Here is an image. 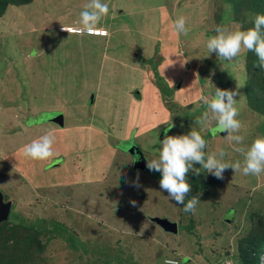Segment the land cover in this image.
I'll return each instance as SVG.
<instances>
[{
  "label": "rangeland",
  "instance_id": "obj_1",
  "mask_svg": "<svg viewBox=\"0 0 264 264\" xmlns=\"http://www.w3.org/2000/svg\"><path fill=\"white\" fill-rule=\"evenodd\" d=\"M115 1L102 0L109 13L98 28L107 35L63 29L76 26L88 0L10 4L0 18V225L42 231L40 264H241L240 247L263 231L264 173L227 169L210 187L214 176L194 163L201 185L189 199L200 203L191 213L160 189L159 172L134 163L159 157L170 124L167 135L195 129L206 153L224 148L226 160L243 161L226 132L197 121L214 85L243 95L235 99L244 146L264 135V117L237 89L256 54L221 60L208 55L205 40L217 25L253 27L260 12L246 0H121L132 10L119 14ZM180 15L187 35L171 29ZM85 123L91 130L78 132ZM47 131L54 155L25 158L23 146ZM158 219L176 224L177 233Z\"/></svg>",
  "mask_w": 264,
  "mask_h": 264
},
{
  "label": "clouds",
  "instance_id": "obj_2",
  "mask_svg": "<svg viewBox=\"0 0 264 264\" xmlns=\"http://www.w3.org/2000/svg\"><path fill=\"white\" fill-rule=\"evenodd\" d=\"M108 13L109 5L107 3L102 0H88L79 14L76 26L70 29L63 27V29L77 35H107L106 30L102 31L98 25ZM253 25L247 29H244L243 25L239 23L217 25L214 28L215 34L205 40L208 55L215 53L221 60L232 61L242 51H250L256 54L259 60L258 67L264 69V14H256ZM171 29L176 35H187L189 28L186 18L182 15L177 16L171 23ZM222 70L224 69L222 68ZM243 86V84H237V89ZM212 87L214 92L210 93V98L201 97L207 110L197 123L202 127L214 124L219 133L226 132L227 135L223 138L235 152L243 155V161L230 162L226 160L225 157L228 153L224 148L206 153L204 151L206 141L195 129H191L187 134L167 135V132L174 126L170 124L165 129L163 140L160 141L159 157L148 160L146 165L149 171H157L161 174L160 189L168 193L169 199L183 205L185 212L195 213L197 205L200 203L198 196L191 197L185 203V198L191 191L187 174L190 170L197 175L200 173V169L193 167L194 163L200 164L206 172L217 179H223V173L227 169H232L234 173L241 172L245 176H259L264 173V135L258 134L249 145L244 146L245 138L239 134L243 125L237 119L239 108L238 100L235 97L239 95L242 98L243 95L237 90L220 89L214 85ZM54 143V133L47 131L38 139L24 145L22 154L31 160L46 161L54 155ZM164 264H177V261L165 259Z\"/></svg>",
  "mask_w": 264,
  "mask_h": 264
},
{
  "label": "trees",
  "instance_id": "obj_3",
  "mask_svg": "<svg viewBox=\"0 0 264 264\" xmlns=\"http://www.w3.org/2000/svg\"><path fill=\"white\" fill-rule=\"evenodd\" d=\"M31 0H0V18L10 4H23ZM252 1L256 5L259 14H264V0H246ZM259 60L257 56L249 60L246 64V78L243 83V91H245L247 104L254 111V113L264 117V69L258 67ZM147 168V167H146ZM145 168V169H146ZM194 175L198 181L192 182L188 177L187 181L193 185L190 193L185 198L187 203L189 196L199 190L200 178L191 170L187 176ZM204 178V177H203ZM205 179V178H204ZM208 186L213 187L220 183L221 179L208 176ZM193 180V179H192ZM204 181V180H203ZM203 189L204 186H201ZM194 192V193H192ZM2 228L0 238V264H40V254H42V247L39 241V235L42 231H35L34 229L11 226L6 228L1 224ZM17 233L20 237H16ZM8 237V238H7ZM5 238V239H4ZM264 246V226L262 233L253 235L245 245L241 246V264H260L259 260Z\"/></svg>",
  "mask_w": 264,
  "mask_h": 264
},
{
  "label": "crops",
  "instance_id": "obj_4",
  "mask_svg": "<svg viewBox=\"0 0 264 264\" xmlns=\"http://www.w3.org/2000/svg\"><path fill=\"white\" fill-rule=\"evenodd\" d=\"M131 4H133L132 2V0L131 1H129ZM115 3H116V9H118V13L119 14H123V9H126V7H123L122 8V6H121V0H116L115 1ZM127 10V13L129 12V11H131L132 9H131V7L130 8H128V9H126ZM70 33H72V32H70ZM76 35V34H75ZM87 37H89V36H87ZM96 37V36H95ZM94 39H96V38H94ZM158 56V58H157V61H159V63H161L162 62V59H163V57L162 56H160V55H157ZM156 63V60H152V62L151 63ZM93 126H92V124L91 123H85L84 124V126H77V128H78V132H89L90 130H91V128H92ZM69 130V129H68ZM114 140H118L117 138H115L114 137ZM78 145H79V143H78ZM77 145V146H78ZM132 148H133V151L134 150H136V148H137V146L136 147H133L132 146ZM138 149V148H137ZM139 150V149H138ZM80 151H83V153H84V155L86 154L85 153V149H80ZM74 153V155H75V152H74V150H73V152H72V154ZM130 155V154H129ZM132 158H133V156H135V153L134 154H132V155H130ZM77 159V158H76ZM74 159V164L76 165V163L78 162V163H81V161H83L84 160V156L82 155V157L80 158V159ZM77 162H76V161ZM74 165V166H75ZM134 165H135V163H134ZM93 166V165H92ZM94 167V166H93ZM95 168V167H94ZM96 169V168H95ZM77 170H81V168H79V166H78V168H77ZM138 170V169H137Z\"/></svg>",
  "mask_w": 264,
  "mask_h": 264
},
{
  "label": "water",
  "instance_id": "obj_5",
  "mask_svg": "<svg viewBox=\"0 0 264 264\" xmlns=\"http://www.w3.org/2000/svg\"><path fill=\"white\" fill-rule=\"evenodd\" d=\"M55 123L58 124L59 126H62V124H63L62 117L60 116L59 120L55 121ZM130 152H132V154H133V150H130ZM146 165H147V162L144 159H142L140 161V163L137 164V162H136V164L134 165V168L140 169L143 171L147 167ZM156 222L159 226L163 227L164 230H169L171 233H177L176 224L171 223L166 219H163V220L158 219Z\"/></svg>",
  "mask_w": 264,
  "mask_h": 264
},
{
  "label": "built area",
  "instance_id": "obj_6",
  "mask_svg": "<svg viewBox=\"0 0 264 264\" xmlns=\"http://www.w3.org/2000/svg\"><path fill=\"white\" fill-rule=\"evenodd\" d=\"M264 261V252H263V255L261 256V258H260V264H263L262 262ZM162 264H164V261H163V263ZM177 264H179V262L177 261Z\"/></svg>",
  "mask_w": 264,
  "mask_h": 264
},
{
  "label": "flooded vegetation",
  "instance_id": "obj_7",
  "mask_svg": "<svg viewBox=\"0 0 264 264\" xmlns=\"http://www.w3.org/2000/svg\"><path fill=\"white\" fill-rule=\"evenodd\" d=\"M135 161V158L133 157V162Z\"/></svg>",
  "mask_w": 264,
  "mask_h": 264
}]
</instances>
